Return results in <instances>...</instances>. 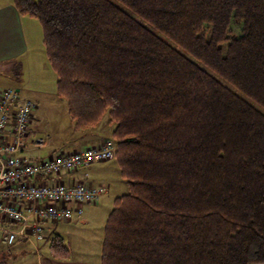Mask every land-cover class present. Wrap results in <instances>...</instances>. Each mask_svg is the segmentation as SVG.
I'll list each match as a JSON object with an SVG mask.
<instances>
[{
  "label": "trees",
  "instance_id": "1",
  "mask_svg": "<svg viewBox=\"0 0 264 264\" xmlns=\"http://www.w3.org/2000/svg\"><path fill=\"white\" fill-rule=\"evenodd\" d=\"M12 3L73 128L111 126L126 191L100 264H264V0Z\"/></svg>",
  "mask_w": 264,
  "mask_h": 264
},
{
  "label": "built area",
  "instance_id": "2",
  "mask_svg": "<svg viewBox=\"0 0 264 264\" xmlns=\"http://www.w3.org/2000/svg\"><path fill=\"white\" fill-rule=\"evenodd\" d=\"M34 106L17 89H0V244L24 240L38 249L39 242L49 241L48 223L78 216L82 209L77 204L95 202L107 192L104 185L69 182L62 175L112 159L114 142L105 138L98 145L60 150L37 160L20 157L17 152L25 147Z\"/></svg>",
  "mask_w": 264,
  "mask_h": 264
},
{
  "label": "rangeland",
  "instance_id": "3",
  "mask_svg": "<svg viewBox=\"0 0 264 264\" xmlns=\"http://www.w3.org/2000/svg\"><path fill=\"white\" fill-rule=\"evenodd\" d=\"M27 34L30 36L28 49L18 59L16 70H9L8 73L0 74V89L9 87L17 89L20 97L35 102L31 110L30 126L33 135L26 139V154L32 157H45L48 152L56 150L69 151L73 147L84 144V139L78 136L79 131L73 128L72 120L67 112L65 101L56 93L55 72L47 59L45 46L43 44V29L40 20L34 16L26 15ZM105 136L111 134V126L106 123V118L98 125ZM41 140L42 143L37 142ZM88 175L92 179L97 178L104 183L109 190V202H98L82 205V216L87 217V226L94 231L83 236L76 243L91 242L93 252L101 248L103 236V225L105 217L113 204V196L126 191L125 182L118 172L114 159L95 161L88 167ZM67 225L66 221L58 223L62 229L60 232L72 233V223ZM63 223V224H62ZM75 225V224H74ZM65 237V244L67 241ZM83 247L73 246V250Z\"/></svg>",
  "mask_w": 264,
  "mask_h": 264
},
{
  "label": "crops",
  "instance_id": "4",
  "mask_svg": "<svg viewBox=\"0 0 264 264\" xmlns=\"http://www.w3.org/2000/svg\"><path fill=\"white\" fill-rule=\"evenodd\" d=\"M29 20L30 19H27L26 14H20L17 11L14 4L12 3V0H0V74L1 73L5 74L10 72L9 70H13L14 66H16L14 64H16L17 59L27 51L28 41L30 37L27 34V26H28L27 22H29ZM14 70H16V67L14 68ZM78 131H79L78 136L84 139V144H80L79 146L73 147L72 149L82 148L84 146L98 145L105 138L109 137V136H105L102 133L99 126L90 127L86 129H79ZM32 135H33V130L30 126L27 136L25 138V147H26V139H28ZM25 147L21 151L17 152V155H19L20 157H24V158L26 157L32 159V157L27 156ZM58 151L60 150H56L54 152H48L45 157H48L51 154ZM45 157H35L34 160ZM91 165L92 163L90 165L80 167L74 170L73 172L63 174L62 177L65 181H69V182L85 180L87 183H89L92 186H95L97 184L104 185V183L99 182L97 178L93 177L92 179H88L90 178L88 175V167H90ZM86 173L87 176H85ZM39 181L50 182L49 179L48 180L38 179V182ZM106 189L107 192L102 194L98 198V200H96V202H98L100 198L104 203L109 202L110 199H109L108 187H106ZM113 197L115 198V196ZM83 203L89 204L93 202H82L77 205L82 209ZM111 208L109 209L108 213L110 212ZM64 221H66L67 225H71L69 223L74 221L72 223V229H71L72 233L70 232L68 234L67 232H60L62 231V229L60 228V226H58V223ZM64 221H60L55 224H50V223L47 224L46 229H47V233L49 234V241L39 242L38 249H36L34 245L24 240H16L11 244H0V264H100V253H101L100 246L98 252L95 253L93 252V249H91V242H89V244L86 241H82V243H76L77 239L80 240L86 234L90 235V232L94 231L93 229L90 228L89 225L88 226L86 225L87 217L82 216V210L78 216H74L72 219L64 220ZM103 230H104V225H103ZM55 234H58L61 237L62 241H65V237L66 235H68L66 246L69 249V255L66 258H56L52 256L49 252L48 249L49 242L52 236ZM102 241H103V236L101 238V246H102ZM73 246H79V247L84 246V248H81L79 250H73L72 249Z\"/></svg>",
  "mask_w": 264,
  "mask_h": 264
}]
</instances>
